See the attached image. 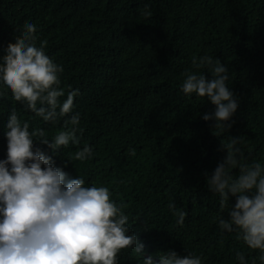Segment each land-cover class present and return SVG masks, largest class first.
Segmentation results:
<instances>
[{"label":"trees","instance_id":"obj_1","mask_svg":"<svg viewBox=\"0 0 264 264\" xmlns=\"http://www.w3.org/2000/svg\"><path fill=\"white\" fill-rule=\"evenodd\" d=\"M145 6L151 15L143 14ZM27 23L63 66L61 87L80 92L74 104L81 144L62 149L55 164H67L64 171L88 186L109 187L145 246L142 259L171 250L202 254L204 264H236L235 251L242 250L251 264L255 251L235 233L221 237L216 218H227V209L207 190L204 174L224 158L222 142L231 138H239L249 163H264V0H0V55ZM202 55L228 67L240 101L223 135L202 119L214 106L180 91L182 72ZM12 108L50 140L64 129L67 117L44 124L8 93L0 99V160ZM85 144L93 158L73 160ZM170 203L188 213L183 227ZM120 260L141 264L131 250Z\"/></svg>","mask_w":264,"mask_h":264},{"label":"clouds","instance_id":"obj_2","mask_svg":"<svg viewBox=\"0 0 264 264\" xmlns=\"http://www.w3.org/2000/svg\"><path fill=\"white\" fill-rule=\"evenodd\" d=\"M143 14L151 15L147 6ZM37 32L35 24L27 23L0 55V99L10 93L44 124L56 126L67 118L64 129L50 140L43 127H32L16 108L8 115L7 155L0 160V264H121L127 250L141 264H204L202 254L181 257L171 250L142 259L145 246L109 187L88 186L81 176L72 178L64 171L67 164L56 166L54 156L81 144L84 129L74 104L80 92L66 93L61 87L64 68L47 54V41H39ZM181 75L180 91L186 97L203 98L214 106L202 119L222 135L228 132L240 105L229 87L228 67L209 55L194 56ZM238 142H222L226 155L210 175L204 174L206 187L219 197L221 209H227V218H216L221 237L235 233L242 247L257 253L251 264H264V163H249ZM93 156V147L85 144L72 159L84 163ZM168 207L177 226L183 227L188 213L174 203ZM234 259L249 264L242 250L235 251Z\"/></svg>","mask_w":264,"mask_h":264}]
</instances>
